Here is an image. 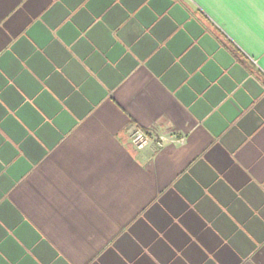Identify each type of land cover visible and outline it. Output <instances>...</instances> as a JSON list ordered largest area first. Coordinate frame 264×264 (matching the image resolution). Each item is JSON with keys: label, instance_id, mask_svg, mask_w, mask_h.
Listing matches in <instances>:
<instances>
[{"label": "crops", "instance_id": "obj_1", "mask_svg": "<svg viewBox=\"0 0 264 264\" xmlns=\"http://www.w3.org/2000/svg\"><path fill=\"white\" fill-rule=\"evenodd\" d=\"M137 127L185 141L139 150ZM248 251L264 264V0H0V264Z\"/></svg>", "mask_w": 264, "mask_h": 264}, {"label": "built area", "instance_id": "obj_2", "mask_svg": "<svg viewBox=\"0 0 264 264\" xmlns=\"http://www.w3.org/2000/svg\"><path fill=\"white\" fill-rule=\"evenodd\" d=\"M129 137L131 144L139 150L144 149L149 145L159 149L161 145H164L170 140H176L180 144L185 141L183 136H177L174 133L166 134L153 131L150 132L139 127L133 129Z\"/></svg>", "mask_w": 264, "mask_h": 264}, {"label": "clouds", "instance_id": "obj_3", "mask_svg": "<svg viewBox=\"0 0 264 264\" xmlns=\"http://www.w3.org/2000/svg\"><path fill=\"white\" fill-rule=\"evenodd\" d=\"M15 44V43H14ZM111 103H114V101H111ZM169 143L177 144V148L181 146L176 140H170ZM163 145L160 146V149L162 151ZM160 152H157V155H159ZM153 163H155V160L153 159ZM255 256V253H252L251 251H248L246 254L242 256V264H254L253 257Z\"/></svg>", "mask_w": 264, "mask_h": 264}, {"label": "trees", "instance_id": "obj_4", "mask_svg": "<svg viewBox=\"0 0 264 264\" xmlns=\"http://www.w3.org/2000/svg\"><path fill=\"white\" fill-rule=\"evenodd\" d=\"M223 45L228 48L235 56H238V51L236 50L235 47H233L231 44L225 42L223 39L221 40Z\"/></svg>", "mask_w": 264, "mask_h": 264}]
</instances>
